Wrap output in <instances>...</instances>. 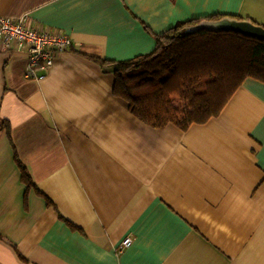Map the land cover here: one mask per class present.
I'll use <instances>...</instances> for the list:
<instances>
[{
  "label": "crops",
  "instance_id": "0c3cea01",
  "mask_svg": "<svg viewBox=\"0 0 264 264\" xmlns=\"http://www.w3.org/2000/svg\"><path fill=\"white\" fill-rule=\"evenodd\" d=\"M213 14L264 26V0H0L75 43L41 80L0 46V264H264V83L246 77L202 124L153 128L89 58L148 54L152 34Z\"/></svg>",
  "mask_w": 264,
  "mask_h": 264
},
{
  "label": "trees",
  "instance_id": "16d2710c",
  "mask_svg": "<svg viewBox=\"0 0 264 264\" xmlns=\"http://www.w3.org/2000/svg\"><path fill=\"white\" fill-rule=\"evenodd\" d=\"M222 18L242 20L225 14L193 18L152 34L155 47L148 54L123 61L89 58L113 75V95L136 118L153 128L171 123L185 130L217 116L246 77L264 83V41L206 27ZM15 161L22 182L35 188L16 156Z\"/></svg>",
  "mask_w": 264,
  "mask_h": 264
},
{
  "label": "built area",
  "instance_id": "2783aa9c",
  "mask_svg": "<svg viewBox=\"0 0 264 264\" xmlns=\"http://www.w3.org/2000/svg\"><path fill=\"white\" fill-rule=\"evenodd\" d=\"M0 46L7 52H19L26 56L25 76L41 80L53 66L57 54L69 50L75 43L59 29H36L26 21L0 16ZM131 244L127 237L118 245L119 253Z\"/></svg>",
  "mask_w": 264,
  "mask_h": 264
},
{
  "label": "water",
  "instance_id": "95a60500",
  "mask_svg": "<svg viewBox=\"0 0 264 264\" xmlns=\"http://www.w3.org/2000/svg\"><path fill=\"white\" fill-rule=\"evenodd\" d=\"M207 28L215 31H232L244 36L264 41V26L253 23L252 21L242 19L235 20L222 18L206 25Z\"/></svg>",
  "mask_w": 264,
  "mask_h": 264
},
{
  "label": "rangeland",
  "instance_id": "374dc122",
  "mask_svg": "<svg viewBox=\"0 0 264 264\" xmlns=\"http://www.w3.org/2000/svg\"><path fill=\"white\" fill-rule=\"evenodd\" d=\"M176 102V101H175Z\"/></svg>",
  "mask_w": 264,
  "mask_h": 264
}]
</instances>
